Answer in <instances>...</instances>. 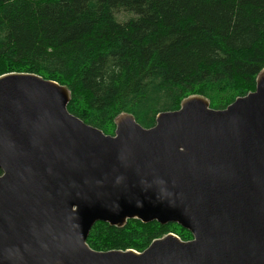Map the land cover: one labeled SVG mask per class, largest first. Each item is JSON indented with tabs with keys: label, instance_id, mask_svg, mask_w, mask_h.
<instances>
[{
	"label": "water",
	"instance_id": "water-1",
	"mask_svg": "<svg viewBox=\"0 0 264 264\" xmlns=\"http://www.w3.org/2000/svg\"><path fill=\"white\" fill-rule=\"evenodd\" d=\"M69 90L0 76V264H264V68L223 110L199 95L113 135L70 114ZM175 223L142 252L96 251V222Z\"/></svg>",
	"mask_w": 264,
	"mask_h": 264
},
{
	"label": "trees",
	"instance_id": "trees-1",
	"mask_svg": "<svg viewBox=\"0 0 264 264\" xmlns=\"http://www.w3.org/2000/svg\"><path fill=\"white\" fill-rule=\"evenodd\" d=\"M263 68L264 0H0V76L65 86L68 112L105 135L119 114L149 129L192 95L223 110ZM169 233L192 238L175 223L128 220L96 222L86 243L142 252Z\"/></svg>",
	"mask_w": 264,
	"mask_h": 264
},
{
	"label": "rangeland",
	"instance_id": "rangeland-1",
	"mask_svg": "<svg viewBox=\"0 0 264 264\" xmlns=\"http://www.w3.org/2000/svg\"><path fill=\"white\" fill-rule=\"evenodd\" d=\"M130 16V14H128V13H124V12H118V14H117V19L119 20V21H124V20H126L128 17Z\"/></svg>",
	"mask_w": 264,
	"mask_h": 264
}]
</instances>
